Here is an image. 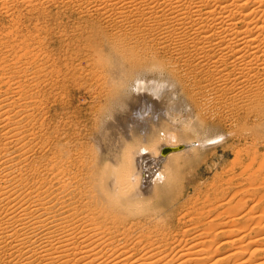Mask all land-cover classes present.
<instances>
[{"label": "bare ground", "instance_id": "obj_1", "mask_svg": "<svg viewBox=\"0 0 264 264\" xmlns=\"http://www.w3.org/2000/svg\"><path fill=\"white\" fill-rule=\"evenodd\" d=\"M55 5L86 21L99 19L110 28L123 63L141 64L132 79L135 102L105 128L112 139L114 132L133 123L146 135L140 140L146 144H123L113 167L85 169V162L78 161L83 173L71 160L57 157L47 160L45 168L31 170L27 138L35 136V129L22 120H30L28 111L36 108L46 70L19 67L14 56L8 63L0 58V264H264V226L251 228L252 234L246 230L252 221L250 225L242 219L250 212L254 217L252 210L260 209L254 204L244 213L241 203H233L240 208L236 212L243 211L240 218L237 212L238 220L234 210L227 215L235 217L219 219L234 206L224 202L216 205L224 210L219 218H208L210 208L205 213L195 210L198 217L207 215L203 221H189L182 214L175 220L176 228L183 229L179 233L163 221L180 190V157L223 134L191 141L176 131L178 125L159 127L156 121L163 115L176 123L183 117L191 123L192 117L187 111L176 116L170 107L176 100L168 94L169 99L163 98L167 92L162 97L166 102L159 100L165 80L151 77L163 67L173 79H200L195 81L199 95L226 93L230 106L235 102L237 111L248 116L258 104L264 110V0H0V16L12 17L13 9L29 13ZM150 48L166 56L159 59ZM47 77L43 91L52 87ZM221 97L211 101L224 106ZM203 107L206 100L199 102V111ZM254 119L264 121V114L256 113ZM260 140L264 129L254 136L253 145ZM253 189L254 195L262 190ZM239 223L250 226L243 231Z\"/></svg>", "mask_w": 264, "mask_h": 264}, {"label": "rangeland", "instance_id": "obj_2", "mask_svg": "<svg viewBox=\"0 0 264 264\" xmlns=\"http://www.w3.org/2000/svg\"><path fill=\"white\" fill-rule=\"evenodd\" d=\"M45 10L28 13L19 8L12 10V17L0 16L1 61L8 63L10 57L14 56L15 61H19V67L46 70L47 79L52 85L50 89L43 91L45 75L44 84L38 88V94L35 96L36 108L28 111V114L31 113L30 120L27 118L22 120V125L31 124L35 129L31 133L35 136L27 138L31 148L27 154L30 169L45 168L47 160L53 158L55 160L57 157L71 160L72 165L79 166L83 173L87 166L91 169L94 166L96 169L107 165L113 167L117 164L123 144L136 147L139 143L146 144L145 141H140L146 135L142 132L140 135L133 123H128L123 129L114 132L112 139L105 128L112 117L115 118L117 113L119 115L126 106L135 102L136 96L131 88L132 79L137 73L135 70L139 69L141 64L132 66L123 63L117 52L120 48L114 47L108 34L110 28L99 19L86 21L79 18L75 11L59 5ZM149 52L159 59L166 56L165 52L155 48ZM151 77L165 80L162 93H158L159 100L164 101L163 98L170 97L176 100L175 104L170 106L172 112L176 116H181L186 111L190 112L193 121L190 123L183 117L176 123L163 115L164 117L161 116L156 121L159 127L161 123H166L169 127L178 125L176 131L182 133L184 139L191 141L222 134L224 137L180 157L178 161L180 190L174 202L166 209L163 221L166 220L167 224L175 226V220L182 214H188L189 217L185 218L189 221L196 218L203 221L207 215L202 212L201 217H198L199 214L195 212L198 210L197 213H200L199 211L205 213L210 209L209 213L213 212L212 214L206 212L208 218L211 216L209 219L219 217L231 219L227 216L234 215L227 214L234 210L236 214L234 217L238 220L244 209L247 210L244 213L249 212L251 211L249 208H254L255 205L260 208L258 211L252 210L257 214L252 213L254 217H250L251 212L246 213V217L242 218L247 224L252 221L251 227L246 226L245 222L242 223L243 227L240 223L237 226L240 225L243 231H250L251 228L256 230L261 224L264 226L262 219L264 217L259 213L264 204V141H258L255 146L252 143L254 136L264 129V125H260L264 121L254 119L256 113L264 114L260 104L256 105L257 111L254 115L248 116L243 111H237L235 102L230 106L226 93L222 97L220 96L222 93L211 95V98L221 97L224 105L221 107L216 106L210 97L197 94L195 81H199L198 78L173 79L163 67L151 73ZM203 100H206V108L203 107L205 110L201 112L198 105ZM188 123L191 126L187 127ZM107 140L113 142L111 146L107 145ZM78 161L82 164L85 162L83 164L85 166ZM252 186L254 189L261 187L262 190L254 195ZM220 202L229 204L228 206L235 203L237 206L234 205L233 209L227 207L230 211L225 210L227 212L225 213L223 209H219L222 204ZM218 203L220 205L216 208ZM240 203L243 211L242 213L239 211L241 214L237 211L238 218L235 208L240 207ZM165 208L162 207L163 210ZM219 211L223 213L216 217ZM188 212L193 214V217ZM262 212L264 214V211ZM255 215L260 217L257 218ZM257 219L261 222L259 223ZM179 227L175 226L176 233L181 231L182 228ZM246 227L248 228L245 230ZM237 228L235 227V230ZM253 230L249 233L253 234ZM260 244L264 245V242Z\"/></svg>", "mask_w": 264, "mask_h": 264}]
</instances>
